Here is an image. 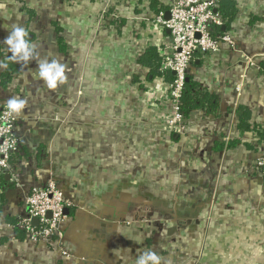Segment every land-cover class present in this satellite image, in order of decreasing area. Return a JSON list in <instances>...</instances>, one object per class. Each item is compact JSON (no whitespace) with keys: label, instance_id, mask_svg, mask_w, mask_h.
<instances>
[{"label":"crops","instance_id":"0c3cea01","mask_svg":"<svg viewBox=\"0 0 264 264\" xmlns=\"http://www.w3.org/2000/svg\"><path fill=\"white\" fill-rule=\"evenodd\" d=\"M233 1L235 18L220 28L234 48L198 53L187 71L211 106L191 111L177 134L166 124L173 75L140 62L170 45L149 0H0V43L7 49L18 25L36 45L0 88V107L27 101L15 115L14 174H0V222L25 216L38 183L69 203L50 243L0 227V264H136L144 240L161 264H223L219 252L227 264H264V180L253 167L264 156V0ZM156 2L167 11L171 0ZM43 60L66 67L55 90L37 76Z\"/></svg>","mask_w":264,"mask_h":264},{"label":"built area","instance_id":"2783aa9c","mask_svg":"<svg viewBox=\"0 0 264 264\" xmlns=\"http://www.w3.org/2000/svg\"><path fill=\"white\" fill-rule=\"evenodd\" d=\"M166 13L170 15L169 20L164 19ZM153 24L166 30L170 36V45L163 53L160 68L162 72L173 75V80L165 84L170 100L166 124L175 133L183 134L186 119L181 113V99L193 58L198 53H215L222 45L233 49L234 41L226 33L213 38L215 27L223 25L215 13L213 0H171L167 11L157 14ZM15 120V114L9 112L7 105L0 107V174H14L12 156L19 152V140L14 133ZM253 167L263 172L264 156L257 158ZM68 204L53 183L35 184L24 199L25 216L20 217L15 225L1 221L0 227L23 230L30 243H50L52 238L60 236L63 212ZM33 219L37 220V226L32 225Z\"/></svg>","mask_w":264,"mask_h":264},{"label":"trees","instance_id":"16d2710c","mask_svg":"<svg viewBox=\"0 0 264 264\" xmlns=\"http://www.w3.org/2000/svg\"><path fill=\"white\" fill-rule=\"evenodd\" d=\"M149 1H150L151 9L155 11V15L159 14L164 10V7L158 2H156V0H149ZM213 1L215 2V13L222 20L224 27L226 29L230 28V25L233 19L235 18L236 10H237L235 6L236 5L235 1L233 0H213ZM118 24H124V20H120ZM212 32H213V38L216 39L219 34H222V29L220 27L215 28ZM28 39L30 40L31 43L33 42V38H30L29 33H28ZM10 56L11 53L0 43V58L4 59V64H5L4 71L0 74V88L3 90L7 89L12 84L14 77L21 75L24 68L27 66L22 61L16 62L9 59ZM161 61H162V57L159 55L158 49L154 47L148 48V50L140 58V62L143 65L148 66L151 69V73L160 70ZM169 80L171 82L173 80V77H170ZM181 103H182L181 113L184 117H186L194 109L211 106V103L207 101L205 102L203 101V93L200 90H198L197 84L194 83L191 79H187V78L184 84V91H183ZM209 109L211 108L209 107ZM237 113L240 119V125H244L247 119L246 118L247 112H245V110L242 108H238ZM220 148H223V145L216 144V149L219 150ZM260 173L262 174L264 180V171ZM7 219L8 217L6 218V220ZM14 230L23 232L25 234V232L19 228H15Z\"/></svg>","mask_w":264,"mask_h":264},{"label":"clouds","instance_id":"9594fccd","mask_svg":"<svg viewBox=\"0 0 264 264\" xmlns=\"http://www.w3.org/2000/svg\"><path fill=\"white\" fill-rule=\"evenodd\" d=\"M6 8V5L0 3V10ZM7 46L8 51L11 53L9 59L16 62H24L25 65L30 60L35 59L36 45L31 43L28 39V32L24 27L14 26L11 32L3 40ZM65 65L56 60H43L38 63L37 76L50 90H55L58 85L66 82ZM27 101L23 98L12 97L7 101V108L11 114L20 115L25 108ZM261 189H257L259 194ZM162 257L153 251H146L141 254L136 261V264H161Z\"/></svg>","mask_w":264,"mask_h":264},{"label":"rangeland","instance_id":"374dc122","mask_svg":"<svg viewBox=\"0 0 264 264\" xmlns=\"http://www.w3.org/2000/svg\"><path fill=\"white\" fill-rule=\"evenodd\" d=\"M150 227H151V225L149 226V228H150ZM163 227H164V230H163V231L165 232V231H166L165 226H163ZM166 228H167V227H166ZM162 229H163V228H162ZM147 230H148V228L146 227V231H147ZM148 231H149V230H148ZM193 231L196 232L197 230H193ZM145 234H146V233H145ZM148 234H149V233H148ZM147 236H148V235H147ZM197 243L200 244L199 242H197ZM210 243H211V244H219V242L217 243V242H214V241H213V242H210ZM141 244H143V245H142V246L140 245V247H143V248H145V249H146V246H147V245H150V246H151V243H149L148 241L145 242V240L142 241ZM201 244H202V245H207L208 242H204V241H203V242H201ZM211 247H212V245H211ZM261 247H262V246H261ZM143 248H142V249H143ZM149 248H150V247H149ZM165 248H166V247H165ZM145 249H144L143 253L146 252ZM147 251H149V250H147ZM260 253H261L262 255H264V251H260ZM219 254H220V256L217 258V260H219L220 263L227 264V261L229 260L230 257L227 258L226 256L221 255V252H219ZM209 256H212V255H209ZM206 258H208V257H206ZM215 258H216V256H212V257H210V260L212 261V260H214ZM202 260H203V259H202ZM205 260L207 261L208 259H205ZM210 260H209V261H210ZM258 260H259V259H257L256 261H258ZM221 261H222V262H221ZM197 263H198V260L196 259L195 264H197Z\"/></svg>","mask_w":264,"mask_h":264},{"label":"water","instance_id":"95a60500","mask_svg":"<svg viewBox=\"0 0 264 264\" xmlns=\"http://www.w3.org/2000/svg\"><path fill=\"white\" fill-rule=\"evenodd\" d=\"M169 16H170L169 13H166L165 16H164V19L165 20H169ZM5 179L7 180V178H5ZM63 213H64V215L66 214V209H64ZM47 217H50V213H47ZM37 224H38L37 220L33 219L32 220V225L37 226Z\"/></svg>","mask_w":264,"mask_h":264}]
</instances>
